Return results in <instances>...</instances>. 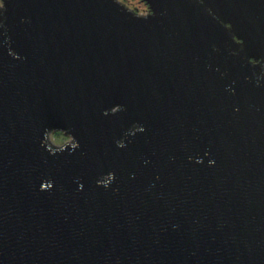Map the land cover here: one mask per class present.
Here are the masks:
<instances>
[{"label":"water","instance_id":"1","mask_svg":"<svg viewBox=\"0 0 264 264\" xmlns=\"http://www.w3.org/2000/svg\"><path fill=\"white\" fill-rule=\"evenodd\" d=\"M143 1L0 0V264H264V0Z\"/></svg>","mask_w":264,"mask_h":264},{"label":"rangeland","instance_id":"2","mask_svg":"<svg viewBox=\"0 0 264 264\" xmlns=\"http://www.w3.org/2000/svg\"><path fill=\"white\" fill-rule=\"evenodd\" d=\"M124 1L128 2L130 5H137L140 11L145 10V5L140 4L138 0H124ZM50 136L52 140L57 143H61L68 138V135L65 134L62 130H53Z\"/></svg>","mask_w":264,"mask_h":264},{"label":"flooded vegetation","instance_id":"3","mask_svg":"<svg viewBox=\"0 0 264 264\" xmlns=\"http://www.w3.org/2000/svg\"><path fill=\"white\" fill-rule=\"evenodd\" d=\"M138 2L140 3V4H144L145 5V10L147 9V5L144 3V1L143 0H138ZM128 3V2H127ZM133 6H136L137 7V5H133ZM138 8V7H137ZM139 9V8H138Z\"/></svg>","mask_w":264,"mask_h":264}]
</instances>
